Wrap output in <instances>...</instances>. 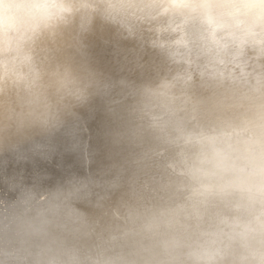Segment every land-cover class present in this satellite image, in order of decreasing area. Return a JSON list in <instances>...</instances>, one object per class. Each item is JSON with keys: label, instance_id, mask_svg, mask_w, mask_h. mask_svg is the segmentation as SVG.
Listing matches in <instances>:
<instances>
[{"label": "clouds", "instance_id": "obj_1", "mask_svg": "<svg viewBox=\"0 0 264 264\" xmlns=\"http://www.w3.org/2000/svg\"><path fill=\"white\" fill-rule=\"evenodd\" d=\"M0 264H264V0H0Z\"/></svg>", "mask_w": 264, "mask_h": 264}]
</instances>
